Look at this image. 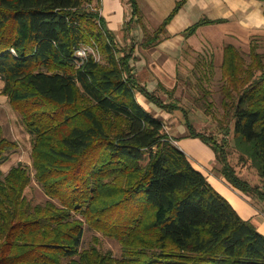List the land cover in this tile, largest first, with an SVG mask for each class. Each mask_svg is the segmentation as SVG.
I'll return each instance as SVG.
<instances>
[{"label":"trees","instance_id":"obj_1","mask_svg":"<svg viewBox=\"0 0 264 264\" xmlns=\"http://www.w3.org/2000/svg\"><path fill=\"white\" fill-rule=\"evenodd\" d=\"M93 1L0 0L1 93L32 146L31 166L20 162L5 172L20 142L0 120V264H264V234L137 99L140 91L183 114L186 136L212 146L218 172L264 205V37L253 36L248 51L225 44L222 107L232 127L219 122L221 134L208 133L189 114L211 115L212 91L204 79L216 63L199 56L191 69L186 57L175 87L149 91L131 66L133 47L119 43L88 6ZM129 1L130 30L134 17L142 24L143 17L137 0ZM186 1L148 31L146 47L167 37V24ZM211 22L202 18L186 34ZM91 39L100 60L92 53L76 56ZM245 169L260 182H251ZM33 180L46 201L28 196ZM85 224L117 239L122 256L96 245L83 248Z\"/></svg>","mask_w":264,"mask_h":264},{"label":"crops","instance_id":"obj_2","mask_svg":"<svg viewBox=\"0 0 264 264\" xmlns=\"http://www.w3.org/2000/svg\"><path fill=\"white\" fill-rule=\"evenodd\" d=\"M127 1L128 7L125 0H100V14L105 19L107 27L116 34L119 43L124 47H133L131 66L140 84L149 91L158 90L160 85L175 87L180 73V63L186 60L191 52L203 56L205 62H216L220 67L226 43L240 46L251 36L264 33V0H187L167 24V37L154 47H146L144 42L148 31L152 32L158 28L171 14L179 0H137L143 24L135 16V22L130 30L127 29V21L132 18V7L130 1ZM202 18L213 22L200 26L194 34L188 36L187 29ZM3 86L4 81H0V90ZM137 99L146 110L167 124L174 137L176 134L174 135L171 129L177 130V135L183 138L176 137L175 143L186 152L193 165L201 169L213 186L230 200L244 219H250L264 234V205L254 203L249 196L234 188L218 172L220 163L212 147L201 146L200 154L195 144L194 155L192 150L183 144L184 139L190 138L185 137L188 129L184 116L179 111L169 112L149 101L140 91L137 92ZM0 104L6 114L10 115L12 106L8 97L1 92ZM197 112L202 115V111ZM177 113H180V116ZM193 114L195 113L191 112L189 118L199 127V121ZM7 118L11 132L6 129L7 124L1 121L6 134L19 141V137L15 136L17 128L13 124L16 117L13 119L14 117L7 116Z\"/></svg>","mask_w":264,"mask_h":264},{"label":"rangeland","instance_id":"obj_3","mask_svg":"<svg viewBox=\"0 0 264 264\" xmlns=\"http://www.w3.org/2000/svg\"><path fill=\"white\" fill-rule=\"evenodd\" d=\"M125 1H126V5L128 7V1L127 0H125ZM88 6H90L92 11L99 13L98 9H99V7L101 8L100 0H94L91 4L89 3ZM96 8H98V9H96ZM257 35L264 37V33L255 34L253 36H257ZM253 36L248 38V41L246 40L245 44L242 43L240 45V47L243 48L245 51H248L249 47H250L249 41L251 42V39ZM82 46H83V48H85L87 50V54L92 53L94 56H97L98 58L102 57L99 50L96 48V44H95L94 40L91 39L90 42H84V43H82ZM198 58H199V56L195 52H193V53L191 52V54L189 55V61H190L189 64H191L190 65L191 69H192V65H194L196 63ZM207 63H209V62H207ZM0 81H3V80L0 78ZM204 85L207 87L208 90L212 91L211 92L212 94L210 95V99L214 103V107L211 111V115H209V113L206 114L205 112H202V115H200V113H198V112H193V113H195L193 115H195L194 117H196L197 120L199 121V127L198 128L201 131H205L208 133L214 132L216 134L217 133L221 134L219 132V130H221L219 128V122L225 126L230 125L229 127H232V124H231L232 122L229 121V119H227V117L225 115V110L222 107V97H223L222 91H221L222 71H221L219 66L216 65V68L212 69L209 72V75L204 79ZM1 90H0V92H1ZM181 95H182V92H181V90H179L177 97L180 98ZM166 99L169 100V98H166ZM10 108H11V106H10ZM11 109H12L11 114L7 115L5 109L2 108V105L0 104V120L2 122H4L5 124H7V120H8V118L6 119L7 116H12V117H14L13 119H15V117H16L13 124L17 128V131H16L17 133H15V136L19 137L20 149L17 153L12 155L10 161H8L7 163H5L3 165L2 168L5 172H8L13 166L19 164L20 162L27 163L30 166L32 165V158H31L32 146H31L30 135L23 128V126L19 120V116H18L17 112L13 109V107ZM177 114L180 116V113H177ZM5 127L8 131L11 132V129H10L8 124L5 125ZM171 130H172V133L174 135L176 134V137L183 138V137H180L179 135H177V130H174V129H171ZM185 137H188V136H185ZM222 137H219V139ZM182 142H183V144H185L188 148H190L192 150L194 155L196 154V151L193 149L195 144H196V150H198V152H200V154L202 153L201 150H202L203 146L209 147V148L212 147L201 137H190L188 139H184ZM211 149H212V151L214 150L213 148H211ZM243 172L246 173V176L248 177V179L251 182H253V183L260 182V177L254 171H251L249 169H245V171H243ZM27 194L35 202H44L47 199L44 191L38 186V184L35 180H33L31 187H29V189L27 190ZM92 245H96L100 249L111 251L115 256H118V257L122 256V246H121V243L117 239L105 236L100 231L93 229L88 224H85V233H84L82 247L83 248H89Z\"/></svg>","mask_w":264,"mask_h":264},{"label":"built area","instance_id":"obj_4","mask_svg":"<svg viewBox=\"0 0 264 264\" xmlns=\"http://www.w3.org/2000/svg\"><path fill=\"white\" fill-rule=\"evenodd\" d=\"M98 9V8H96ZM101 8L99 7L98 11L100 13ZM90 53L87 54V50L83 48L82 45L79 46V48L76 50V56H78L80 59H86ZM98 60L101 59V57L95 56Z\"/></svg>","mask_w":264,"mask_h":264}]
</instances>
